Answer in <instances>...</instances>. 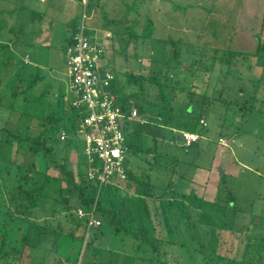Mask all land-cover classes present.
<instances>
[{
	"label": "rangeland",
	"instance_id": "1",
	"mask_svg": "<svg viewBox=\"0 0 264 264\" xmlns=\"http://www.w3.org/2000/svg\"><path fill=\"white\" fill-rule=\"evenodd\" d=\"M50 1L0 0V126L54 144L53 152L35 154L33 141L8 144L0 136V220L13 213L20 219L13 224L27 232L34 223L43 238L31 240L22 264H244L247 243L261 245L248 255L264 264V0H89L86 8L79 0ZM85 10L102 15L87 21L98 39L115 36L109 69L139 111L126 129L134 187L102 189V226L86 242L85 222L60 193L67 187L62 165L78 182L80 174L89 179L86 143L61 140L62 127L45 120L53 112L60 125L69 119L58 106L69 86L63 55L69 27ZM188 130L200 136L192 147L182 136ZM72 153L80 162L67 159ZM18 164L35 167L31 186H45L34 214L11 205L14 182L27 173L18 175Z\"/></svg>",
	"mask_w": 264,
	"mask_h": 264
},
{
	"label": "built area",
	"instance_id": "2",
	"mask_svg": "<svg viewBox=\"0 0 264 264\" xmlns=\"http://www.w3.org/2000/svg\"><path fill=\"white\" fill-rule=\"evenodd\" d=\"M81 2L86 8L88 0ZM91 18L85 10L78 32L63 55L69 76L64 103L80 108L84 114L77 135L86 143L85 153L90 163L89 179L98 183L96 202L88 211H76V217L85 222V242L92 237L91 230L102 226L101 220L96 217L102 189L122 184L128 178L126 129L129 122L139 120L137 108L124 107L111 91L114 75L109 69L108 41L113 39V34L106 31V40L98 39L87 26ZM182 136L188 146L200 140L196 133L182 131ZM65 139L66 135L61 134V140ZM219 143L224 147L229 146L224 139H220Z\"/></svg>",
	"mask_w": 264,
	"mask_h": 264
},
{
	"label": "trees",
	"instance_id": "3",
	"mask_svg": "<svg viewBox=\"0 0 264 264\" xmlns=\"http://www.w3.org/2000/svg\"><path fill=\"white\" fill-rule=\"evenodd\" d=\"M117 2H122V0H116ZM89 3V0H88ZM115 4H109V8L110 10L113 12V15H117V10L118 7L115 6ZM99 4H97L96 6H98ZM88 7V5H87ZM105 16H106V12L103 16L102 20H105ZM129 16V15H128ZM102 17V15H96L95 17H93V19H98L100 20ZM139 20L133 19L132 23H136ZM129 24V22L127 23V25ZM80 26V22H73L71 23L69 30L72 31L70 38L73 39L72 37H74V35L78 32V28ZM129 29L132 26L128 25ZM125 29V26H124ZM128 29V30H129ZM127 29H125L124 34H130V32ZM16 29H11V32L15 33ZM90 31V30H89ZM88 31V32H89ZM1 32L2 29H0V38H1ZM91 34V33H90ZM146 34V33H144ZM144 34L140 35V36H135V38H146L147 36H144ZM152 34V33H151ZM148 36H150V34H148ZM113 38H115V36L113 35ZM162 41V40H161ZM68 47V46H67ZM67 50V48H66ZM115 52V51H114ZM258 54L263 55L264 56V44L261 46V48L259 49ZM114 79L111 82V91L118 97V99L122 102L124 107H129V101L128 99L125 97L124 93H125V84L121 82V80L118 78V75L114 72ZM66 94L62 93L59 98H58V106H63L64 105V115H69V119L66 123H64L63 125H60V118H57L56 114L50 113L48 115L47 118H45L46 122L49 123L50 126H61L58 128H61L60 131H65V134L67 135V141L70 139V137L75 138V137H79L78 134V129L79 126L81 124V121L84 117V114L81 112V109L78 107H72L69 105H66L64 103V98H65ZM250 109L247 108L246 112H249ZM244 116H247V113H245ZM7 134V135H6ZM6 135L8 144L11 142V138L12 141L13 139H17L20 142L23 141H33L35 143V145L31 146V150L33 153L35 154H40V152H44V151H48L49 153H51V151L53 152L54 149V144L50 143V145L47 146L48 142H52V138L50 139H44L43 142H39L34 140L31 137L28 138H24L25 135L27 134H20V133H14L12 130H10L7 126H0V136H4ZM1 139V138H0ZM131 141H128V150L134 151V148H132V144L130 143ZM18 175L19 173H21V176L25 173V175L21 178L18 179V177L16 178L15 182H14V187H13V198L11 201V205L12 207H14L16 209V211L18 212L19 209L22 211V213H27L29 212V214H34L35 213V208H37V204H38V199L40 196H42L44 194L45 191V186L44 185H40V186H31L30 182L33 180L32 178L34 177V172L36 171L35 167L33 166H23L22 164H18ZM62 169L65 171V174L67 175V187L66 188H62L60 190L61 196H62V201L63 204L66 205L70 211L76 209V211L78 209H82L84 211H88L93 203L95 202V191L98 188V183L94 180H89L87 177L84 178L81 175V180L80 182L77 181L76 176L73 172H67L66 171V167L65 165L61 166ZM35 170V171H34ZM37 172V171H36ZM18 179V180H17ZM134 179H130L129 176L127 178V180L123 183L124 188L128 187V185L132 184L134 187ZM133 182V183H132ZM116 187V186H113ZM117 190L121 189V188H116ZM2 191V190H0ZM232 197L231 196V191H229V195L228 198ZM216 204L218 205V202L216 201ZM220 205V204H219ZM103 207L102 203L100 202L98 205V209L102 210ZM109 214L112 213V216L114 218L115 221H117L120 218V215L116 213V211L111 210V208L109 207ZM10 218L9 219H2L0 220V264H22L23 263V259L25 258V248L29 247L31 248V240L33 238L36 239L37 242L42 243L43 242V238L40 236H37L39 233L37 232V227L34 225V223H30V228L29 230H27V232L23 231L22 226H17L15 224H13V222H20V219L15 218V214L10 213L9 214ZM101 220V219H100ZM72 221V220H71ZM102 222V221H101ZM82 222H77V224H81ZM119 223V222H118ZM122 224V223H121ZM120 227V226H117ZM121 228V227H120ZM124 228V227H122ZM126 230V234L127 235H132V236H136L137 238L139 237L138 235H142L143 233L141 232H133L132 229ZM73 235V234H70ZM144 235V234H143ZM146 239V241H150L149 237L147 235H145L144 237ZM83 240V238L81 239ZM45 241V239H44ZM84 241V240H83ZM145 241V240H144ZM89 244L91 246L94 245V243H92L91 241L89 242ZM256 244V243H254ZM42 246V245H41ZM261 245H251L249 246L248 243L245 247L246 251H245V256L242 257V262L244 264H257L255 263L256 260L252 259L253 257H250V255H248V253L250 254L253 253L255 251L254 247L259 248ZM42 248V247H39ZM250 258V259H249ZM254 260V261H252Z\"/></svg>",
	"mask_w": 264,
	"mask_h": 264
},
{
	"label": "crops",
	"instance_id": "4",
	"mask_svg": "<svg viewBox=\"0 0 264 264\" xmlns=\"http://www.w3.org/2000/svg\"><path fill=\"white\" fill-rule=\"evenodd\" d=\"M54 1H57V4L58 3H63V2H65V1H70V3H73V2H75V0H51L49 3H48V5H50V7L54 4ZM42 2L43 3H47V0H42ZM79 3L81 4V0H79ZM26 12H28V10H26ZM32 16H33V19L34 18H36V16H34V14H31ZM91 17H94V16H91ZM94 33H95V31L94 30H92ZM70 32V34L72 33V31L70 30L69 31ZM40 33H41V35H46V34H48L47 33V31L45 30V29H43V28H40ZM113 40H114V38H113ZM114 44V42L111 40V42L109 43L108 42V45H109V47L111 46V45H113ZM118 45H120V44H118ZM116 51V50H115ZM109 55H110V51H109ZM164 127H166V128H170L169 126H164ZM171 129V128H170ZM172 130L173 131H175V130H179V129H176V128H172ZM59 132H60V130H59ZM187 132H191V133H196V132H194L193 130H188ZM50 140H51V138H49ZM72 139H74V138H72ZM127 139H128V137H127ZM56 141H57V139H56ZM67 142H69V140L67 141ZM199 142V141H198ZM198 142H195V143H192V144H190L188 147H192L194 144H198ZM66 152H67V155L69 154V152L67 151V150H65ZM74 153V152H73ZM71 154L70 156H68L67 157V159L68 160H72V162H76L77 160H78V162H80L79 161V159L77 158V156H74V154ZM89 162V161H88ZM90 164V163H89ZM116 186V185H115ZM199 199V198H198Z\"/></svg>",
	"mask_w": 264,
	"mask_h": 264
},
{
	"label": "water",
	"instance_id": "5",
	"mask_svg": "<svg viewBox=\"0 0 264 264\" xmlns=\"http://www.w3.org/2000/svg\"><path fill=\"white\" fill-rule=\"evenodd\" d=\"M222 168H219V170H221ZM130 186H132V185H130ZM37 211V210H36ZM91 241H94V239H91Z\"/></svg>",
	"mask_w": 264,
	"mask_h": 264
},
{
	"label": "flooded vegetation",
	"instance_id": "6",
	"mask_svg": "<svg viewBox=\"0 0 264 264\" xmlns=\"http://www.w3.org/2000/svg\"><path fill=\"white\" fill-rule=\"evenodd\" d=\"M264 44V42L263 43H261V46ZM261 46H260V48H261Z\"/></svg>",
	"mask_w": 264,
	"mask_h": 264
}]
</instances>
